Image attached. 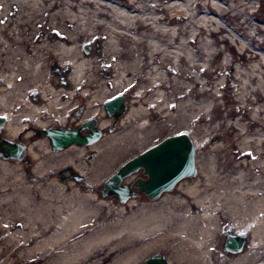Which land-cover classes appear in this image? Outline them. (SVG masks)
Here are the masks:
<instances>
[{
  "label": "bare ground",
  "instance_id": "bare-ground-1",
  "mask_svg": "<svg viewBox=\"0 0 264 264\" xmlns=\"http://www.w3.org/2000/svg\"><path fill=\"white\" fill-rule=\"evenodd\" d=\"M234 1L0 0V140L22 144L25 156L16 159L0 144V236H8L11 246L6 252L38 253L43 264H136L170 242L176 245L167 255L173 264H215L213 253L229 221L236 233L245 232L241 224L252 226L246 243L251 250L230 264H264V191L237 185L226 191V175L215 162L199 163L202 174L182 178L173 191L122 217L103 211L99 219L105 201H97L92 189L122 154L167 128L175 134L192 128L202 137L214 130L212 95L199 97L211 90L210 62L225 50L218 43L227 41L217 38L224 30L218 19ZM158 5L178 14L175 21L185 19L184 28L161 23ZM94 40L98 51L85 53ZM248 48L243 44L220 63L241 60L235 74L246 100L264 94V57L248 63L259 54L250 48L254 53L245 56ZM138 74L143 77L135 86ZM256 80L259 88L252 85ZM193 87H199L195 94ZM125 91L138 100L119 116L108 114L105 101L124 98ZM89 120L102 133L88 145L54 151L39 133ZM253 149L241 147L239 154L255 157ZM91 151L97 153L91 163L79 161ZM251 163V170L262 166ZM65 170L71 173L63 179ZM236 173L242 180V171ZM79 174L85 177L81 185L74 181Z\"/></svg>",
  "mask_w": 264,
  "mask_h": 264
},
{
  "label": "rangeland",
  "instance_id": "rangeland-1",
  "mask_svg": "<svg viewBox=\"0 0 264 264\" xmlns=\"http://www.w3.org/2000/svg\"><path fill=\"white\" fill-rule=\"evenodd\" d=\"M126 1L127 0H118V2H121L122 4ZM223 1L228 3L231 0ZM148 4H150V2L146 1L145 6H148ZM129 7L133 8L130 5ZM157 12L162 16V18L160 19L162 21L161 23L166 21L165 23H167L168 25H173L176 28H184V26L186 25L187 21L185 19L175 21L174 17L178 14H172L168 10L161 8L160 5H158L157 7ZM218 20H220L221 23L224 24V30L217 34V38L227 36V41L219 42L217 47H220L221 49L225 48V50L223 53L215 55L212 62H210V69L212 70L214 81L212 83L206 84V86L211 88V90L199 97L202 99L208 98L210 95H212L213 102L217 106V108L214 109L211 113L213 118L211 126L214 127V130L210 133H208L207 131L206 135L203 137L200 134L197 136L194 132V129L192 128L187 132V134L193 136V142L195 143V164L197 172L195 176H189L187 178L191 180L202 174L200 171L201 169L199 167V163L206 164L215 162L217 167L222 168L223 173H225L226 175V191H230L233 187H235V185L238 186L236 187L238 190H241V187H243L244 190L264 191V94L260 97L258 95L259 91H256L257 93H255V95H251L247 100L244 99L242 94V82L236 80L235 74L236 66L241 60H233L232 65L228 67L220 65L225 57L232 58L233 53H238L239 51H241L243 44L249 45L251 49L256 50L259 53L257 54V58L255 60H252L248 63L253 64L257 60L263 59L264 0H235L234 8L232 9V11L227 14H223ZM181 34L182 32L179 33V35ZM98 42L102 43L100 39H98ZM177 43L178 40L176 39L175 45ZM89 45L90 48H94L95 50H97L95 40L89 42ZM250 48L244 51L245 56H249L254 53ZM141 50H143V52H146L145 48H142ZM155 63L158 64L157 62ZM142 77V74H138L135 77V86L139 81H141ZM201 77L205 78L204 75H201ZM217 81L219 83L218 85H216ZM252 85L254 87L258 86V88L259 86H261L259 80L252 82ZM198 89L199 87H193L191 93L195 94ZM123 94H125V106H127V104L129 106L131 100H138L137 96L132 95V91L130 93H128V91H125ZM208 100L212 99L210 98ZM145 108L148 109V106H145ZM174 134L175 132L173 128H167L164 133H161L158 136L153 135L149 137L140 146L122 154L111 171L107 175H105L103 179L97 181L94 184L92 189L97 201H105V204L102 206V214L99 216V219L102 217L104 212L112 213V217H122L126 213L133 212L139 206H142L150 201V199L148 200L140 194H136L134 197L130 198L129 201L127 200L129 203L126 205L125 202L122 203L116 200L114 197L102 196L100 193V189L103 182L107 180V178L111 176L126 160L136 156L137 154L157 144L164 138L172 136ZM17 141L20 140L17 139ZM244 146L254 147L253 150L254 152H256L255 157L240 155L239 151L241 147ZM90 153L95 154L94 158L89 159V156H83L82 158H79V161L91 163L93 159L97 157V153L94 151H91ZM24 157L25 156H22L21 158L24 159ZM252 160L261 162L262 166H260L258 169L251 170L253 166V164L251 163ZM62 167L65 166H61L58 168ZM25 169L27 172L26 167ZM238 170L242 171V180L236 179V171ZM69 173L71 172L65 170L64 172H60L59 176L61 178L63 177V179H66V175H69ZM137 174L140 175L137 171L134 175H132V177H135ZM84 178V175L79 174V176L77 175L75 177L76 180L74 181H76L77 184L81 185L84 183ZM133 180L131 177H128L125 180V183L130 185ZM96 220H98V218ZM251 228L252 226L249 223L241 224L240 227L241 230H245L247 235L249 234V230ZM227 229H229V232L235 234L237 232V225H235L234 222L232 224V222L229 221L223 223V228L221 229L220 234V241L215 249V252L213 253V255H215L213 257V260H215L216 262L215 264H230L231 260L236 258L238 255H243L242 253L232 255L224 251L223 244ZM1 233L2 232H0V234ZM7 237L8 236H0V264H43L45 262V258H43V256L38 253L26 255L24 253L18 254L17 251L14 250H12L11 252H6L5 250L7 249V247H11L10 245H7ZM175 246L176 245L174 243L170 242H168L167 244H162L158 249H154L147 253L140 261H137L136 264H143L144 260L147 257L155 253H163L167 258V255L171 254V251ZM251 248L252 246L249 243L246 244L243 253H248ZM220 252L223 253V257L221 256V258L218 257ZM177 264H179V261Z\"/></svg>",
  "mask_w": 264,
  "mask_h": 264
},
{
  "label": "water",
  "instance_id": "water-1",
  "mask_svg": "<svg viewBox=\"0 0 264 264\" xmlns=\"http://www.w3.org/2000/svg\"><path fill=\"white\" fill-rule=\"evenodd\" d=\"M90 50L89 44L84 47V52ZM124 98L116 96L104 103L106 112L119 116L125 110ZM3 119L0 118V125ZM94 120L87 121L83 128L91 131L87 135H81L79 129L51 128L40 135H47L50 139L52 150L57 151L70 144L88 145L95 142L101 135V131L95 129ZM4 142V143H3ZM3 149L9 155L20 159L24 147L22 144L12 146L7 141L0 140ZM196 148L185 133L175 134L161 140L144 152L126 160L117 170L103 182L100 193L104 197H114L124 203L134 197L135 188L145 193L150 200H155L163 192L173 189L175 184L184 177L196 174ZM139 169H143L148 175L147 179H137L133 185H128L125 180L134 175ZM248 240L246 232L231 233L226 230L223 249L229 254L241 252ZM143 264H173L163 253H155L147 257Z\"/></svg>",
  "mask_w": 264,
  "mask_h": 264
},
{
  "label": "flooded vegetation",
  "instance_id": "flooded-vegetation-1",
  "mask_svg": "<svg viewBox=\"0 0 264 264\" xmlns=\"http://www.w3.org/2000/svg\"><path fill=\"white\" fill-rule=\"evenodd\" d=\"M86 122H87V121H86ZM86 122L84 121V122L80 123V124H79L78 126H76V127L69 126V127H65V128H68V129L79 128V129H80V133H81L82 135H87V134L89 133V131H90L89 128H83V125H84ZM54 128H56V127H54ZM39 133H40V132H39ZM101 133H102V132H101ZM100 136H101V135H100ZM88 156H89V159H91V158H94L95 154H94V153H90V154H88ZM138 172H139L140 175L137 174L135 177H132V176H131L132 180L134 179L133 182H134L135 180H137V179H147V178H148V175L145 174V172H144L143 169H139ZM133 182H131L130 185H133ZM134 191H135V194H140L141 196H143V197H145V198H147V199L149 200V198L147 197V195L144 194V193H142L141 191H139L138 188H135ZM163 194H164V193H163Z\"/></svg>",
  "mask_w": 264,
  "mask_h": 264
}]
</instances>
